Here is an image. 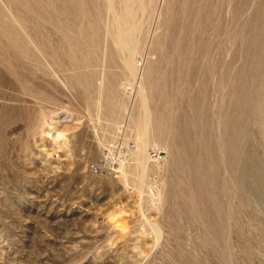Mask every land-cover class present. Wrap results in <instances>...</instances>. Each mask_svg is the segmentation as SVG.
Wrapping results in <instances>:
<instances>
[{
  "label": "rangeland",
  "instance_id": "obj_1",
  "mask_svg": "<svg viewBox=\"0 0 264 264\" xmlns=\"http://www.w3.org/2000/svg\"><path fill=\"white\" fill-rule=\"evenodd\" d=\"M5 1L1 19L25 22ZM183 1L134 5L135 81L104 40L79 71L30 61L25 91L0 66V264H264V0ZM139 113L143 187L127 167Z\"/></svg>",
  "mask_w": 264,
  "mask_h": 264
},
{
  "label": "bare ground",
  "instance_id": "obj_2",
  "mask_svg": "<svg viewBox=\"0 0 264 264\" xmlns=\"http://www.w3.org/2000/svg\"><path fill=\"white\" fill-rule=\"evenodd\" d=\"M6 1L5 2L9 4V5L8 4L7 5L9 7H11V9H13V11L15 10V12H16L15 14L13 13V16L16 17V19L24 18L25 22H23V23L19 22V25H14L12 23L6 22V21L1 19V16L3 13H2V9L0 10V66H3L4 70H6V72L8 74L12 75L16 79V81H14V83L19 85V87L21 89H23L24 91L26 89H29V87H30L27 84L28 80H30L32 78L31 82L34 83L33 79H34L35 74H33V72L35 69L37 71L40 70L43 73H47V71L50 69L52 71V73L54 74V76H56V74L58 72H60L61 69H76V71H79V70H82V68H85V66L88 64L93 65L96 62V60L98 59L97 48L99 46V43H101V40H104L106 42L105 45H102L103 47H101V48H102V51H105L103 57L105 58V61L108 63V65L109 66L116 65V63L118 62L117 60H119L120 64H118L116 66H118V67L120 66V67L124 68L125 71L132 77L131 79H133L134 81L137 78V70L138 69L136 68V66H137L136 62L137 61L135 60V57H136V54H137L139 48L137 47V43H136L137 41H135V38H134V35L137 33H135V31H136V29H135L136 20H134V18H135L134 13H136V11L134 12L133 7H134V5L138 6V8L141 12V10L144 9L143 8L145 5L143 3L144 0L143 1L138 0L136 2H135V0H120L118 2V4H117L116 0H6ZM208 1L209 0H184L183 2H184L185 7H187L189 5V3L191 4V2H192L194 4H197V6L199 8L201 7V9H202L207 5ZM177 12H178V9H177ZM105 13H106L105 16H107V18H108L107 21L104 20V14ZM211 16H212V13H211L210 17ZM213 17H215V16H213ZM29 18H33V19L36 18V21H37V19H38V21L36 23L26 22V19L29 20ZM211 19H210V21H211ZM212 20L214 21V19H212ZM179 22H181V21H179ZM185 24H187V23H185ZM187 26H190V25H187ZM195 33H197V32H195ZM139 34H140V31H139ZM222 34H224V33H222ZM249 34L252 35V33H249ZM143 37H145V36H143ZM204 38H206V37H204ZM262 38L263 37H261V39ZM206 39H208V38H206ZM104 41H103V43H104ZM138 41H139V39H138ZM260 41H262V40H260ZM165 42H167V41H165ZM214 43H216V42H214ZM189 46H192V45H189ZM200 49H202V48H200ZM171 52H173V51H171ZM102 55H103V53H102ZM30 61L38 63L36 68L35 67L33 68V66H32L33 72H32V69H29V67L31 65L28 66V63ZM34 73H36V72H34ZM79 76L80 77H78V83H81L83 86L88 87L90 85V83L87 80L85 81V75L82 74ZM6 79H7L6 74L2 70V68L0 67V82H6ZM107 81H108V84L110 86H113L115 78L112 75H108ZM33 87H34V85H33ZM138 87H139V89L141 88L139 85H138ZM138 87H137V89H138ZM114 88H113V90H114ZM33 91H35L34 93H36V92H38V89L37 88L31 89L30 92H33ZM91 97H93V96H91ZM140 100H141V98H140ZM107 105H108V101H107ZM118 105H117V107H118ZM141 105H142V103H141ZM117 107H114V108H117ZM143 108L145 109V105ZM144 109H142V110H144ZM103 111H104V109H103ZM108 112H109V110H108ZM142 114L144 115V112H142ZM142 114L139 113V115L143 117L142 121H140L139 119L137 121V119H135V117H132L131 121L129 122V124L132 127H134V129H135L134 131L136 133V146H135V149H133V150L131 149L132 151H131L130 162H129V165L127 167H129V171H131L130 174H134V175L138 174V177H139V178L137 177L138 181L135 179L136 178L135 177L134 179L132 178L133 182L132 181H129V182H132L138 186L141 185V182L143 183V178L147 175V173L152 171L151 169L148 168V165H147V147L149 146V143L151 140H150V137L147 133V130H146L147 126H145V124H144L145 123L144 122V116ZM146 115H147V113H146ZM148 115H149V113H148ZM104 131L105 130L103 129V133H104ZM164 136H166V135H164ZM199 147H200V145H199ZM254 156H255V154H254ZM122 163H124V162H122ZM122 166H121V169L119 170V168H118V170L120 173L123 174L122 175L123 177L120 174V176L123 179V178H125L124 174L125 173L129 174V172H125L123 170L124 166L123 167ZM154 167H156V166H154ZM134 175H132V176H134ZM256 180H257V178H256ZM142 187L138 188V189L141 190V189H143ZM236 213H237V211H236ZM216 242H217V240H216ZM216 245H214V246H216ZM232 251H234V250H232ZM230 257L231 256H229V258Z\"/></svg>",
  "mask_w": 264,
  "mask_h": 264
},
{
  "label": "built area",
  "instance_id": "obj_3",
  "mask_svg": "<svg viewBox=\"0 0 264 264\" xmlns=\"http://www.w3.org/2000/svg\"><path fill=\"white\" fill-rule=\"evenodd\" d=\"M118 144H119L118 141L117 142H114L113 144H111V148L110 149H113L114 150L116 148V145H118ZM150 155L153 158V160H155V161H161V160H163V152L159 148H153V149H151L150 150Z\"/></svg>",
  "mask_w": 264,
  "mask_h": 264
}]
</instances>
